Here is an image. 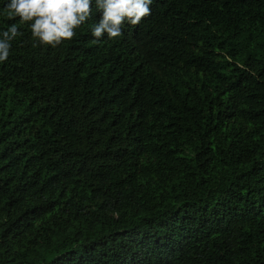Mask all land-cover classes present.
<instances>
[{
  "label": "trees",
  "instance_id": "16d2710c",
  "mask_svg": "<svg viewBox=\"0 0 264 264\" xmlns=\"http://www.w3.org/2000/svg\"><path fill=\"white\" fill-rule=\"evenodd\" d=\"M0 0V31L12 23ZM0 63V264H264V0H153ZM37 43L36 47L33 44Z\"/></svg>",
  "mask_w": 264,
  "mask_h": 264
},
{
  "label": "clouds",
  "instance_id": "9594fccd",
  "mask_svg": "<svg viewBox=\"0 0 264 264\" xmlns=\"http://www.w3.org/2000/svg\"><path fill=\"white\" fill-rule=\"evenodd\" d=\"M153 0H95L96 11L102 13L92 25L91 34L99 42L106 34L109 40L123 36L125 24L136 26L151 15ZM93 0H8L4 13L9 20L28 24L33 41L53 48L70 41L76 30L92 19ZM17 23L0 31V63L10 54L12 42L23 36ZM37 43L33 44L36 47Z\"/></svg>",
  "mask_w": 264,
  "mask_h": 264
}]
</instances>
